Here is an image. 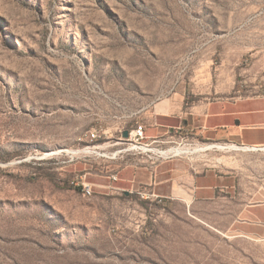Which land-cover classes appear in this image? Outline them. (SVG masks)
I'll return each mask as SVG.
<instances>
[{"label":"rangeland","instance_id":"374dc122","mask_svg":"<svg viewBox=\"0 0 264 264\" xmlns=\"http://www.w3.org/2000/svg\"><path fill=\"white\" fill-rule=\"evenodd\" d=\"M260 86L264 0H0V264H264V146L123 138L173 89ZM136 157L221 186L195 213L142 198L111 179Z\"/></svg>","mask_w":264,"mask_h":264},{"label":"crops","instance_id":"0c3cea01","mask_svg":"<svg viewBox=\"0 0 264 264\" xmlns=\"http://www.w3.org/2000/svg\"><path fill=\"white\" fill-rule=\"evenodd\" d=\"M259 89L215 97L211 96V90L176 88L141 111L135 124L143 127L147 143L164 144L174 137L191 135L202 142H213L210 144L263 147L264 89L261 86ZM113 153L111 159L116 160L121 151ZM114 164L111 166L116 167ZM124 172L134 192L163 204L183 203L194 213L195 203L213 197L221 186V176L216 172H195L179 160L150 162L136 157L131 164L117 170L114 174L117 181Z\"/></svg>","mask_w":264,"mask_h":264},{"label":"built area","instance_id":"2783aa9c","mask_svg":"<svg viewBox=\"0 0 264 264\" xmlns=\"http://www.w3.org/2000/svg\"><path fill=\"white\" fill-rule=\"evenodd\" d=\"M89 139H90V141H94V140H96L97 139V136H96V134H94V133H90L89 134ZM145 139V136H144V129H143V127L141 126V125H134L131 129H130V131H129V137L127 138V139H125V141L126 142H129L130 144L129 145H136L138 148H136V149H140V147H142V146H145V147H148V148H151V147H149L148 145H142V143H141V141L142 140H144ZM140 145V146H139ZM230 145V144H229ZM239 148H241V149H253V150H256V149H262V147H255V148H252V147H245V146H239ZM97 150L98 148H97V145H93L92 147H86V148H84V149H80V150H89V151H93V150ZM128 149V148H127ZM153 149H157V148H153ZM126 150V149H125ZM131 150H133V149H131ZM157 150H160V149H157ZM126 151H128V150H126ZM145 151H147V150H145ZM94 153H97V152H95V151H93ZM148 152H152V151H148ZM85 153V152H84ZM153 153V152H152ZM79 154H83V153H79ZM87 154V153H86ZM154 154V153H153ZM100 155H102V154H100ZM154 155H156V154H154ZM103 156V155H102ZM157 157H159L158 155H156ZM170 157H172V156H170ZM159 158H162V157H159ZM167 158H169V157H167ZM111 179L112 180H114V181H117V178L115 177V175H113V176H111ZM78 183H81V185H82V188H81V190H82V192H83V194H85V195H90L91 194V187H90V184L89 183H87V182H85L84 180H82V182H77V183H74V182H72V184L73 185H78ZM138 194H140L141 196H142V198L144 197V194H142V193H138ZM145 198V197H144ZM146 199V198H145Z\"/></svg>","mask_w":264,"mask_h":264},{"label":"bare ground","instance_id":"6f19581e","mask_svg":"<svg viewBox=\"0 0 264 264\" xmlns=\"http://www.w3.org/2000/svg\"><path fill=\"white\" fill-rule=\"evenodd\" d=\"M236 147L234 145H219V144H210V145H206V146H203V147H199V148H196V150H207L209 148H218V149H224L223 147ZM138 148L136 145H132V147L130 149H136ZM179 148H184V147H172L168 150H157V149H153V148H148V147H145V146H142L140 147L141 150L145 151H152L154 154L158 155L159 157H162V158H167V157H170V156H175V155H180L182 154L183 150L184 149H179ZM238 148V147H236ZM241 149V148H240ZM167 153V154H166Z\"/></svg>","mask_w":264,"mask_h":264},{"label":"water","instance_id":"95a60500","mask_svg":"<svg viewBox=\"0 0 264 264\" xmlns=\"http://www.w3.org/2000/svg\"><path fill=\"white\" fill-rule=\"evenodd\" d=\"M129 137V131H124L123 132V138L127 139Z\"/></svg>","mask_w":264,"mask_h":264}]
</instances>
